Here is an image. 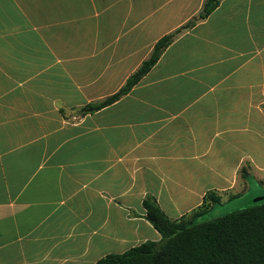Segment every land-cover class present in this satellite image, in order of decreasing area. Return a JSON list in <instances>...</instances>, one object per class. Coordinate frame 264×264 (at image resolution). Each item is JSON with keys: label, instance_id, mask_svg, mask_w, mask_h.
<instances>
[{"label": "crops", "instance_id": "1", "mask_svg": "<svg viewBox=\"0 0 264 264\" xmlns=\"http://www.w3.org/2000/svg\"><path fill=\"white\" fill-rule=\"evenodd\" d=\"M204 4L0 0V264L160 242L147 196L179 220L210 191L221 205L264 193V0H223L128 95L79 113Z\"/></svg>", "mask_w": 264, "mask_h": 264}, {"label": "trees", "instance_id": "2", "mask_svg": "<svg viewBox=\"0 0 264 264\" xmlns=\"http://www.w3.org/2000/svg\"><path fill=\"white\" fill-rule=\"evenodd\" d=\"M222 1L205 0L200 14L163 37L120 91L81 108L80 115L95 114L128 95L157 65L172 43L183 32L207 19ZM242 176L246 178L247 171L244 170ZM221 204L222 197L218 192L210 191L198 210L173 220L154 197L147 196L143 202L145 218L161 235V241H147L124 254L106 256L96 264H264V201L217 219L199 222Z\"/></svg>", "mask_w": 264, "mask_h": 264}, {"label": "rangeland", "instance_id": "3", "mask_svg": "<svg viewBox=\"0 0 264 264\" xmlns=\"http://www.w3.org/2000/svg\"><path fill=\"white\" fill-rule=\"evenodd\" d=\"M263 196H264V193L260 196H254V194H253L251 196L253 198H251V199L255 200V199L261 198ZM242 202H243V204H242ZM249 202H250V199L247 200L245 197L242 196V197L235 198L229 205H217V206H215L214 209L211 210V212L208 215L200 218L199 222L203 223V222H206L209 220L217 219V218L229 215L231 213L244 210V209H246L252 205L259 204L263 201L255 202V203L253 201L252 204H250Z\"/></svg>", "mask_w": 264, "mask_h": 264}, {"label": "water", "instance_id": "4", "mask_svg": "<svg viewBox=\"0 0 264 264\" xmlns=\"http://www.w3.org/2000/svg\"><path fill=\"white\" fill-rule=\"evenodd\" d=\"M261 201H264V196L261 197V198L256 199V200L254 201V203H255V202H261Z\"/></svg>", "mask_w": 264, "mask_h": 264}]
</instances>
